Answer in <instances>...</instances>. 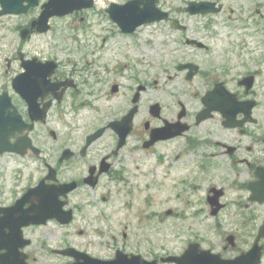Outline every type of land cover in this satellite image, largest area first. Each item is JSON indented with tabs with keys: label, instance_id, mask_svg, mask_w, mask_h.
<instances>
[{
	"label": "flooded vegetation",
	"instance_id": "flooded-vegetation-1",
	"mask_svg": "<svg viewBox=\"0 0 264 264\" xmlns=\"http://www.w3.org/2000/svg\"><path fill=\"white\" fill-rule=\"evenodd\" d=\"M30 1L0 0V125L4 133L1 146L6 148L0 151V205L12 206L30 194L22 204L28 209L37 203L35 194H52L58 195L56 203L62 210L61 220L50 218L44 224L22 228L31 241L21 249L27 254V263L37 261L30 246L38 237V228L50 222L62 228L73 226L85 194H100L105 202L111 194H156L162 185L152 166L163 167L167 161L164 176H169V163L182 166L185 156H192L194 168L188 180L200 184L193 188L204 195L209 215L207 198L221 194L223 207L210 215L211 219L230 205L238 206L237 226L231 228L235 231L226 234L231 240L224 238L219 250H211L230 259L248 249L252 243L237 250L240 225L244 223L246 231H254L253 241L262 227L264 232V0H157L156 6L167 13L166 17L152 23L157 24L154 29L148 30L151 24H143L132 32L121 31L106 11L111 3L129 0L109 1L99 10L109 24L100 32L103 42L99 49L111 50L114 55L98 62L101 72L96 76L114 95L128 86L130 98L119 116L103 119L82 136H78L80 127L72 126L67 117L78 98L75 92L86 81L79 77L93 70L66 68L54 53L43 55L40 37L52 35L46 47L51 53L58 47L55 19L75 18L84 29L92 27L88 13L97 0L92 8L52 15L45 23L42 12L49 0ZM192 2L197 3L196 10L208 11L191 13ZM175 21L180 28L173 26ZM150 31H157L161 45H166L157 63L153 62V41L146 37ZM80 34L89 40L85 32ZM118 37L128 39L122 46L125 51L115 50L112 42ZM170 84L173 94L168 93ZM156 92H165L164 97L167 93L170 99L155 96ZM134 107L130 120L122 121ZM124 124L129 129L119 146ZM100 129L101 134L87 145L88 136ZM124 151L142 152L155 162L147 174L138 175L142 164L132 168L134 159H127ZM183 182L178 178L170 187L177 188ZM40 186L41 192L36 190ZM163 188L164 192L169 190L167 183ZM227 194H242L240 203L227 201ZM252 194L262 201L251 200ZM170 212L167 208L163 214ZM69 219L64 225L60 223ZM123 227L120 233H115L116 229L112 233L117 242L112 257L93 256L112 259L122 252L140 261L162 264L163 259L184 251L174 255L163 248L152 251L140 236L127 242L133 238L128 225ZM51 240L48 235L46 244L50 246ZM62 242L61 248L88 252L71 239ZM258 244L264 246V236ZM47 254L56 255L55 249Z\"/></svg>",
	"mask_w": 264,
	"mask_h": 264
},
{
	"label": "rangeland",
	"instance_id": "rangeland-1",
	"mask_svg": "<svg viewBox=\"0 0 264 264\" xmlns=\"http://www.w3.org/2000/svg\"><path fill=\"white\" fill-rule=\"evenodd\" d=\"M109 1L111 0H97L94 10L88 13L91 15L88 25L92 24V27L87 29H84V24L75 18L55 19L53 31H57L58 47L53 49L51 53L46 47L49 46L52 35L40 37V46L44 49L43 55L54 53L63 63L67 64L66 68L72 66L77 67V70H82L86 67L93 70L88 75L84 71L79 77V79L84 78L86 81H82L80 88L75 92V97L78 98L73 101V106L67 117V121L72 126L78 125L80 127L78 136H82V132L94 125L97 126L103 119L108 120L119 116L129 103L128 86L123 87L118 94L114 95L109 92L107 85L103 84L100 78L96 76L97 72H101L98 62L103 63L114 55L111 50L99 49L100 43L103 42L99 38L102 36L100 32L109 26L106 20L104 21L100 16L99 10L106 6ZM156 27L157 24H151L147 28L151 30ZM145 30H142L143 34ZM80 32H85L89 36V40L84 39L82 37L84 34H80ZM158 35L157 31H150L146 36L153 41L151 49L154 63L158 62V54H162V50L166 46L161 45L162 40ZM75 36L77 39L72 38ZM127 40L121 37L115 38L112 42L115 50L125 51L122 46ZM81 56L84 57V60ZM168 86H170L168 93L173 94L171 87L174 86L172 84ZM164 93L156 92L155 96L160 95V98L166 99L167 93L165 97ZM187 99L191 101V98L187 97ZM147 101V96L143 97V110L146 108ZM124 154H126L127 159L133 157L134 165L132 168L137 163L142 164L140 169H137L138 175L139 173L147 174L155 162V160H148V156L142 152L129 154L124 151ZM167 163L165 161L163 167L161 164L152 166L156 170L157 180L162 185L156 194H111L107 202L100 198V194H85L83 197L84 206L82 210L78 211L73 226L62 228L56 222L40 226L37 230L38 237H35L34 243L30 246L37 261L31 262V264H69L71 259L66 256L47 254V251L49 253L52 248H61L64 243L62 242L63 239H71L74 245L84 248L92 255L112 257L117 244L112 233L115 229V233L124 230V223L128 225L127 231L133 238L127 242H132L140 236L141 241L150 245L152 251H159L163 248L169 252L168 254H178L192 240L200 242L205 248L219 250L224 243L226 234L235 231L231 228L237 226L239 215L235 214V209H238V206L230 205L215 220L211 219L209 212L205 211L204 195L193 188V185L200 187V184L188 180L193 174L192 156H185L182 166L181 164L169 163L171 165L169 176H164ZM178 178H183V184L172 189L170 187L172 182L174 183ZM163 183H167L169 186L167 192H164ZM176 191L181 192V194H173ZM241 195L227 194L226 200H234L240 203ZM165 199L168 200L165 201ZM167 208H170L172 212L164 215L163 212ZM119 223L122 224L119 225ZM139 223L142 224L137 226L136 224ZM240 228L237 250L246 248L253 242L254 231H246L247 226H244V223L240 225ZM79 229L83 230L82 234H79ZM66 234H71V236L66 237ZM48 235L52 236L50 246L46 244ZM262 264H264V259Z\"/></svg>",
	"mask_w": 264,
	"mask_h": 264
},
{
	"label": "water",
	"instance_id": "water-1",
	"mask_svg": "<svg viewBox=\"0 0 264 264\" xmlns=\"http://www.w3.org/2000/svg\"><path fill=\"white\" fill-rule=\"evenodd\" d=\"M33 1L35 2L36 0ZM155 1L156 0H129L123 5L111 3L106 11L123 32H132L140 24L160 20L163 17V14L155 7ZM91 5L92 0H49L45 5V10L42 12L43 20L41 21L45 23L51 15L64 14L72 11L74 8ZM200 11L205 12L208 10ZM137 95L133 98V102L137 101ZM156 107L157 105L152 106L154 109H156ZM135 110L136 107L130 110L129 114L126 115L122 121H129ZM111 126L115 127L116 125L112 123ZM128 129L129 127L125 124L121 128V141L119 146L122 145ZM101 132L102 129L88 136L87 145L95 140ZM3 136L4 133L1 129L0 145L3 143ZM3 149L6 148H0V150ZM36 190L41 192L42 187H37ZM29 195L30 194L25 195L22 200H17L12 206L0 207V264H27L25 260L27 255L19 251L20 248L30 243L29 239L23 238L22 226L45 223L48 218H57L61 220L60 210H62V205L56 203L58 202L56 198L58 195H56V197H51L52 194H35L37 203L28 209H23L22 204ZM229 240H231V238H229ZM2 250L3 252H1ZM57 252L63 255L73 256L74 262H72V264H157L156 261L141 262L134 257L128 259L127 255L121 252H117L116 257L112 260L93 258L87 253L74 248L57 250ZM260 255L261 249L253 246V248L242 255L241 258L224 260L221 259L218 254L214 255L208 250H200L197 243H190L181 256L167 257L163 259V261H173L178 264H258Z\"/></svg>",
	"mask_w": 264,
	"mask_h": 264
}]
</instances>
